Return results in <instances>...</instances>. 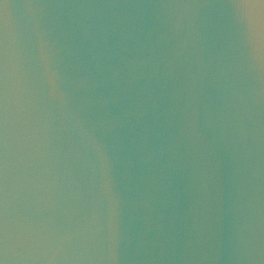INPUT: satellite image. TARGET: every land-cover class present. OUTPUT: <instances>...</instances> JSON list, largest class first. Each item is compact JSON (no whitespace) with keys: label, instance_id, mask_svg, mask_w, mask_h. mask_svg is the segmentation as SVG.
Segmentation results:
<instances>
[{"label":"water","instance_id":"obj_1","mask_svg":"<svg viewBox=\"0 0 264 264\" xmlns=\"http://www.w3.org/2000/svg\"><path fill=\"white\" fill-rule=\"evenodd\" d=\"M0 264H264V5L0 0Z\"/></svg>","mask_w":264,"mask_h":264},{"label":"snow or ice","instance_id":"obj_2","mask_svg":"<svg viewBox=\"0 0 264 264\" xmlns=\"http://www.w3.org/2000/svg\"><path fill=\"white\" fill-rule=\"evenodd\" d=\"M234 3L239 5L242 9L243 5H245V4L258 3L261 5H264V0H234ZM249 32H250V36H249L250 41H254L255 31L251 25H250Z\"/></svg>","mask_w":264,"mask_h":264}]
</instances>
